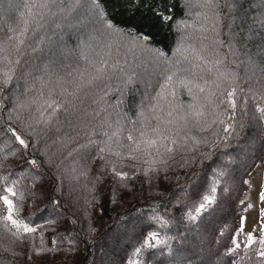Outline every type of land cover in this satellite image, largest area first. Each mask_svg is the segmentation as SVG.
I'll use <instances>...</instances> for the list:
<instances>
[{
  "label": "snow or ice",
  "instance_id": "snow-or-ice-1",
  "mask_svg": "<svg viewBox=\"0 0 264 264\" xmlns=\"http://www.w3.org/2000/svg\"><path fill=\"white\" fill-rule=\"evenodd\" d=\"M132 3L138 4L139 0ZM184 4L204 11L197 12L191 22L175 21L174 27L181 35L176 48L168 55L151 44V34L121 27L108 19L100 0H68L67 6L65 0H0V8L13 13L17 20L15 26L9 25L0 33V93L14 81L17 89L19 81L25 82L24 93L13 94L12 107L7 109L6 115L3 112L6 98L0 99L2 134L27 150L35 135L60 122L62 113L71 118L69 123H74L86 138V143L78 145L75 151L95 149L101 167L121 181L141 174L151 183L160 173L167 174L176 167H191L197 163V156L203 163L211 158L212 152L228 148L233 136H239L237 129L244 127L241 117L248 116L249 99L253 106L251 119L258 120L259 126L264 128V85L258 90L242 87L238 73L230 67L236 60H228L229 56L240 55L234 37L230 36L227 43L219 39V26L226 19L221 11L233 5L229 0H184ZM86 6L88 14H94V18L89 21L88 42L79 45L77 62L64 63L75 50L57 45L56 53L50 52L33 67L35 60L53 44L49 21L55 29H60L63 22H71L73 13ZM260 8L256 24L264 30V0H260ZM167 11L153 9L161 25L173 20L171 14H165ZM201 16L204 21H210L209 27L197 24ZM77 22L83 23V19ZM209 31L213 34L211 37L206 35ZM251 38L249 35L248 39ZM195 40L200 41L199 47L189 42ZM122 45L126 49L123 53ZM219 47H226L227 54L220 53ZM257 54L264 55V48H258ZM248 64L254 69L257 67L251 56ZM37 70L39 75L34 74ZM260 71L264 73V66ZM114 81L118 85L115 88ZM137 82L143 83L144 91L133 119L123 110V97L125 90H136ZM113 92L117 93V98L109 103L107 97ZM182 93L189 97L187 102L180 99ZM193 130L203 135L193 134ZM98 134L100 139L95 138ZM202 147L208 151H202ZM16 155V150L6 152L0 146V170L5 168L9 157ZM27 164L39 167L36 159L27 160ZM125 167L133 170L131 177L129 171L123 170ZM13 175L11 171L7 174L0 171V225L14 238V244L36 233L42 225H34L21 216L25 194L20 188V179H10ZM81 175L87 173L82 171ZM226 175L224 169L214 171V177ZM217 184L219 179L214 178L207 194L184 205V215L189 222H195L216 203ZM258 198L264 203V190L259 191ZM59 203L52 201L54 205ZM244 203V200L239 201L240 205ZM260 218L261 235L256 236L244 232L246 218L241 216L240 227L232 231L226 254H237L243 244L245 254L239 257L241 262L264 258V207L260 208ZM148 219L161 228L169 223L160 215ZM224 230H228L227 225ZM241 234L243 241L239 239ZM169 239L171 237L166 235L161 237L157 230L146 232L133 247L127 264H141L139 257L144 250L164 245ZM6 250L16 254L12 248ZM249 252L253 255L249 256ZM258 264H264V259Z\"/></svg>",
  "mask_w": 264,
  "mask_h": 264
},
{
  "label": "trees",
  "instance_id": "trees-1",
  "mask_svg": "<svg viewBox=\"0 0 264 264\" xmlns=\"http://www.w3.org/2000/svg\"><path fill=\"white\" fill-rule=\"evenodd\" d=\"M237 3L231 2L233 7L221 12L226 19L219 27V39L226 43L233 36L230 30L249 36L256 29V22L249 13L254 7L252 3L244 2L241 6ZM100 5L107 18L121 27L151 34V44L168 55L176 48L181 33L174 23L186 17L184 0H139L138 4H133L132 0H100ZM153 9H168L165 14H171L173 20L161 25ZM16 22L13 13L0 8V33L9 25L15 26ZM48 31L53 44L35 60L33 67L50 52L56 53L57 45L67 48L66 36L75 45V31L69 30L72 34L68 35L63 27L55 29L52 21H49ZM206 35L211 37L213 34ZM218 51L227 54L228 50L219 47ZM77 52L75 50L63 62L75 64ZM261 57L264 62V55ZM232 59L236 64L230 67L238 73L242 87L247 90L251 86L258 90L264 85L262 66L254 69L244 55L228 57L229 61ZM34 74L39 75L40 72L37 70ZM15 84L14 81L13 85L5 86L0 93V99L6 98L5 115L12 107L13 94L25 91L23 80L19 81L18 89ZM117 86L114 81L113 88ZM135 88L125 90V112H136L143 92H140L142 88L138 83ZM116 98L117 93L113 92L107 100L114 103ZM180 99L187 102L189 97L182 93ZM129 104L131 108L126 109ZM247 109L248 116L241 117L244 127L237 129L239 136H233L228 148L217 149L203 163L197 156V163L191 167L170 169L167 174L153 177L151 183L141 174L121 181L101 167L102 162L96 157L95 149L75 151L78 145L86 143V138L74 123H69L71 118L62 113L60 122L35 135L32 138L35 143L30 140L27 150L20 148L7 134H2L3 125L0 124V146L6 152L10 149L17 151V155L9 157L5 168L0 171L5 174L11 171L14 175L10 179H20V188L25 194L21 216L34 225H42L36 233L14 244V238L0 225V264H127L133 247L150 230H157L161 237L166 235L171 239L157 248L144 250L139 257L141 264H258L264 258L254 257L241 262L239 257L244 256L245 250L235 255L226 254L232 231L239 228L238 222L245 206V203L239 204L244 200L248 185L243 181H249L258 164L264 163V128L259 126L258 120L251 119V99ZM193 134L203 135L195 130ZM95 138L101 137L98 134ZM201 150L208 151L204 147ZM70 151L71 156L68 155ZM30 159H36L39 167L29 166L27 160ZM219 169L226 170L227 175L214 177V171ZM123 170L132 176L133 170L127 167ZM82 171L87 175H81ZM214 178L219 179L216 203L195 222H189L184 215V205L198 199L201 194H207ZM225 187L228 189L226 192L223 191ZM53 200L59 201V205L52 204ZM153 215L163 216L169 223L161 228L148 219ZM225 225L228 230H224ZM9 248L16 254L6 250ZM248 255L253 254L249 252Z\"/></svg>",
  "mask_w": 264,
  "mask_h": 264
},
{
  "label": "rangeland",
  "instance_id": "rangeland-1",
  "mask_svg": "<svg viewBox=\"0 0 264 264\" xmlns=\"http://www.w3.org/2000/svg\"><path fill=\"white\" fill-rule=\"evenodd\" d=\"M238 1L237 5L241 6L244 2L246 3H252L251 6H254L253 9H250V17L253 21L256 22V19L258 16L261 15V8H260V0H229V2ZM68 5V0H65V6ZM203 9H199L196 7H190L186 6L185 12L186 17L185 20H188L191 22L192 20L196 19V13L197 12H203ZM222 12V11H221ZM208 15L211 17L212 13L209 12ZM94 18L93 15L88 14V7L80 9L78 12L73 13L71 22H63L61 27H63L65 30L68 31V35H71L74 31L77 33V37H75V45L71 43L70 37L66 36L67 39H64L67 42V48L69 50H77L79 52L80 48L79 45L82 43L88 42L87 33L89 31V21ZM83 19V23H78L77 21ZM57 22H60L57 20ZM197 24L204 23L206 27L210 26V21L206 22L204 21L203 16L198 19ZM221 27V25L219 26ZM69 30L72 33H69ZM208 33L212 34L211 31ZM230 34L234 37V44L236 48L239 50L240 55H244L247 58L249 56L252 57V59L256 62L257 66H264L263 58L261 55H258V48H264V30H260L259 26L256 24V29L254 30V33L251 34V39H248V34H243V32H232L229 31ZM199 35V33H197ZM180 39V37H179ZM190 43H195L196 47L200 46V41H189ZM125 47L121 46L122 53L125 51ZM77 52V53H78ZM77 58V57H76ZM129 61L132 60L131 55L128 56ZM251 66V65H250ZM139 86H141L142 90L140 92L142 93L144 91L143 83L137 82ZM139 92V94H140ZM143 94H141L142 96ZM139 98V102H140ZM131 108L130 104L126 109ZM127 113L130 116H133L136 118V112L131 113L130 110H127ZM264 190V163L261 162L258 164L256 169L253 171L249 178V183L247 185V188L244 192V201L245 206L244 209L241 212V216L245 217L244 220V232H252L254 235L259 236L261 235V218H260V208L264 207V203H261L258 198L259 191ZM251 204L253 207H248V205ZM241 216L238 222V225L240 227L241 224ZM241 241L244 239V235L241 234L239 237ZM244 251L243 244L241 245V249L238 250V253H241Z\"/></svg>",
  "mask_w": 264,
  "mask_h": 264
}]
</instances>
